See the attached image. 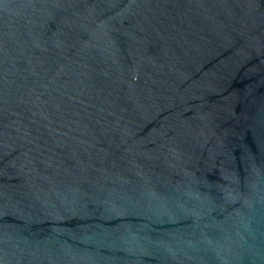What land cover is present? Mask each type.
<instances>
[{
  "label": "water",
  "instance_id": "obj_1",
  "mask_svg": "<svg viewBox=\"0 0 264 264\" xmlns=\"http://www.w3.org/2000/svg\"><path fill=\"white\" fill-rule=\"evenodd\" d=\"M0 264H264V0H0Z\"/></svg>",
  "mask_w": 264,
  "mask_h": 264
}]
</instances>
